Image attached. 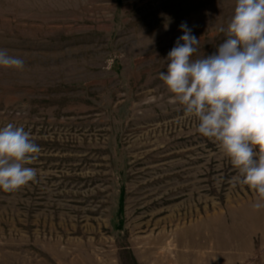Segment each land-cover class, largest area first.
<instances>
[{"label": "rangeland", "instance_id": "obj_1", "mask_svg": "<svg viewBox=\"0 0 264 264\" xmlns=\"http://www.w3.org/2000/svg\"><path fill=\"white\" fill-rule=\"evenodd\" d=\"M234 7L0 0V49L25 62L0 68V127L41 148L37 181L0 190V264H198L196 224L260 198L159 79L181 23L208 56ZM239 247L225 264H245Z\"/></svg>", "mask_w": 264, "mask_h": 264}, {"label": "clouds", "instance_id": "obj_2", "mask_svg": "<svg viewBox=\"0 0 264 264\" xmlns=\"http://www.w3.org/2000/svg\"><path fill=\"white\" fill-rule=\"evenodd\" d=\"M183 35L167 55L159 79L170 103L198 121L196 132L213 139L237 170L233 187L247 185L264 208V0H235L217 51L193 58L200 39L181 23ZM22 58L0 49V68L23 71ZM41 152L29 131L12 123L0 127V190L14 192L37 181L30 167Z\"/></svg>", "mask_w": 264, "mask_h": 264}, {"label": "crops", "instance_id": "obj_3", "mask_svg": "<svg viewBox=\"0 0 264 264\" xmlns=\"http://www.w3.org/2000/svg\"><path fill=\"white\" fill-rule=\"evenodd\" d=\"M260 198L245 201L230 209L228 215H208L193 229L192 238L199 248L198 264H225L226 247L240 246L238 260L245 264H264V208L254 210L252 205ZM263 202V201H262ZM257 237V238H256ZM205 239V241L203 240ZM217 250V251H216Z\"/></svg>", "mask_w": 264, "mask_h": 264}]
</instances>
